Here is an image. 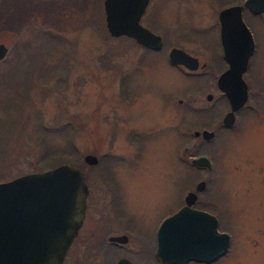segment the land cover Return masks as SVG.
<instances>
[{
    "label": "rangeland",
    "instance_id": "rangeland-1",
    "mask_svg": "<svg viewBox=\"0 0 264 264\" xmlns=\"http://www.w3.org/2000/svg\"><path fill=\"white\" fill-rule=\"evenodd\" d=\"M62 1L31 0L29 5L39 8L32 25L0 31L6 54L16 60L11 71L0 64V101H13L7 111L0 105V180L31 171L46 147H63L67 125L56 128L67 123L77 157L72 162L41 159L43 167L62 162L86 166V152L97 154L99 162L113 158L114 176L132 207L143 211L145 229L178 202L184 178L203 177L221 196L219 228L230 235L228 250L211 264H264V59L253 72L256 53L248 69L252 85L246 101H259V109L247 116L245 108L233 125L200 145L212 166L196 168L180 159L179 142L186 140L190 151L200 140L193 128L212 124L197 109L207 103L205 93L214 91L216 0H151L147 21L163 35L156 51L127 36L109 35L102 0H83L78 7L73 0ZM61 11L67 18L55 19ZM170 44L205 61L203 74L190 76L170 64ZM21 79L12 97L10 84ZM203 82L208 86L203 88ZM136 130L148 138L135 154L122 137Z\"/></svg>",
    "mask_w": 264,
    "mask_h": 264
},
{
    "label": "water",
    "instance_id": "water-1",
    "mask_svg": "<svg viewBox=\"0 0 264 264\" xmlns=\"http://www.w3.org/2000/svg\"><path fill=\"white\" fill-rule=\"evenodd\" d=\"M251 1L245 0L244 4L250 6ZM147 2L102 0L108 33L112 36L125 34L144 46L159 48L162 44L160 34L139 22ZM262 6L263 3L258 8ZM218 17L228 66L218 75L217 84L230 103V109L222 117V122L228 125L233 121V111L247 98L242 71L252 50V39L240 16L239 5L220 9ZM233 28L236 33L235 48L231 45ZM6 51L7 45L0 41V59ZM167 58L170 63H180L189 69L198 66L197 57L178 46L168 49ZM206 96L210 97V93ZM198 133L208 138L213 135V130H193V134ZM83 160L95 162L97 155L86 152ZM190 162L196 166L211 165L204 154L191 156ZM203 184L201 179L196 182L195 188L199 189ZM86 192L81 169L68 162L0 180V264H61L84 215ZM193 198L194 192L187 191L184 204L159 224L156 253L164 262L182 263L190 258L210 261L228 248V232L217 228L213 214L190 207Z\"/></svg>",
    "mask_w": 264,
    "mask_h": 264
},
{
    "label": "flooded vegetation",
    "instance_id": "flooded-vegetation-1",
    "mask_svg": "<svg viewBox=\"0 0 264 264\" xmlns=\"http://www.w3.org/2000/svg\"><path fill=\"white\" fill-rule=\"evenodd\" d=\"M245 0H216L215 4L217 5V12L214 22V72L213 80L211 85L214 87V91H207L205 93V105L200 106L197 111L203 116L206 115L212 121L200 125L199 128L194 129H211L213 130V135L205 138L201 136L200 133L192 134L195 137H199V142L196 147L200 149V145L204 144L207 141L213 139L222 127H230L233 125L239 117L244 114V109L246 108L247 116L254 114L256 110L259 109V101H246L249 96V88L251 87V78L248 73V69L252 64L253 57L256 53H259L258 59H256L254 69L262 65V58L264 59V44L261 42L264 39V0H252L249 5L244 4ZM150 2L148 0L145 5L144 10L140 14L139 22L148 27L152 32L158 33L161 36L163 45V35L161 31L155 30L151 27L147 21V18L151 17ZM214 2V0H213ZM263 3L262 8L261 7ZM230 5H239L240 16L248 28L251 39H252V50L247 57L246 65L242 71V78L247 85V98L246 100L238 106L233 111V121L226 125L222 122V117L224 113L230 109V103L222 91V89L217 84L218 75L228 66L227 60L224 56L223 45L221 41L220 34V21L218 17V12L220 9L230 6ZM104 20V12H103ZM105 26V20H104ZM106 28V27H105ZM231 45L233 48L237 46L236 43V33L235 29L231 30ZM131 38L136 42L140 47H143L150 51H156L159 48H153L150 46H144L141 43L137 42L133 37L121 34ZM264 42V41H263ZM171 46H178L175 44H170L168 49ZM180 47V46H178ZM182 48V47H180ZM167 49V52H168ZM184 49L191 55H194L198 59V66L195 69H189L183 64L177 63L172 64L186 74H203L202 68L205 67L206 62L199 59V57L187 49ZM264 63V62H263ZM183 68V69H182ZM200 69V70H199ZM255 78V77H254ZM254 82V79H252ZM204 84V82L202 83ZM208 85L204 84L203 88ZM210 93V97H207L206 94ZM182 100V99H179ZM184 101H195V99ZM263 108L261 107V110ZM241 112V115H240ZM139 130L135 132H128L127 135H124L123 142L132 147L133 153H137L141 148L146 144L148 136L144 133V136H141ZM141 138L140 142L134 141L133 138ZM181 145V153L179 157L181 160L190 162V156H186L185 151L188 153V145L186 140L179 142ZM182 143V144H181ZM179 146V144H178ZM198 154H205L201 152ZM194 154V155H198ZM97 155V154H96ZM210 160V167L205 166H195L196 168H206L209 169L212 166L211 159L206 155ZM98 157V156H97ZM127 157V155H126ZM124 155L121 156L122 160H125L124 163L132 165L129 158H126ZM186 157V159H185ZM107 159L103 162H86V166L77 165L84 176L86 182L87 192L85 197V209L82 220L77 227L76 233L73 235L64 255L62 258L61 264H118V261L121 259L120 264H211L217 261L218 257L210 261H201L196 259H187L182 263L167 261H162L156 253L158 245V234L157 230L162 219L169 214L173 213L178 209L182 204H184V195L187 191L192 190L194 192V198L189 204L190 207L205 210L216 217V224L219 230H224L219 228V219H220V197L219 194L213 190H210L209 183L203 177H198L197 179H187L184 178L182 185L179 186L178 202L175 205L170 204L168 208L161 213L158 217H155L150 223L149 226L145 229L141 225L144 220V213L140 209H135L132 207L130 201L127 199L126 194L121 188V183L119 178L114 176V163H111L113 158L106 157ZM133 166V165H132ZM203 180L204 184L201 188L196 189L195 184L199 180ZM116 181V182H115ZM118 181V183H117ZM210 191V192H209ZM223 211V207H221ZM229 234V233H228ZM230 245V235H229V244ZM228 250V248H227ZM226 250V251H227ZM226 253V252H225Z\"/></svg>",
    "mask_w": 264,
    "mask_h": 264
},
{
    "label": "trees",
    "instance_id": "trees-1",
    "mask_svg": "<svg viewBox=\"0 0 264 264\" xmlns=\"http://www.w3.org/2000/svg\"><path fill=\"white\" fill-rule=\"evenodd\" d=\"M30 1L31 0H0V31L2 29H5V27H10V28H13L16 32H18L24 25L29 24V23H30V25H32V23H31L32 19L31 18H33L34 16H36L38 14L39 8L37 9V6L29 5V3H32ZM63 1L60 2L61 5H63V3H64ZM82 2H83V0H73L75 7L80 6L82 4ZM26 3H27V5H26ZM34 8H36V9H34ZM15 11H20L19 12L20 14L16 15ZM27 11H28V13H26ZM22 13L24 15H22ZM56 18H60V20H63V19H66L67 17H65V13L62 14V11H61V14H58V16H55V19ZM32 31H34V30L31 29V32ZM14 59H15V57L11 56V54L9 52L2 59H0V64L5 65L7 68H9L8 70L11 71L12 67L14 66V63L16 62V60L14 61ZM8 70H6V71H8ZM22 79L20 81L16 80V81H14V83L11 82L10 86L12 87L11 88L12 89V92H11L12 97L15 95H18L19 91L17 90V87L15 85L20 84ZM121 84H122V94H124L123 81ZM13 91H14V93H13ZM8 92L10 94V91H8ZM3 96H4V94H3ZM5 96L8 97V95H5ZM12 103H13V101H7L6 104L3 103V101H0V105H2L1 108L4 109V111H7V108L9 106H12ZM0 121H2L4 123L3 117H0ZM11 124H13V122L8 125L7 131L11 130ZM4 126H5V124H4ZM37 126H38V124H36V127ZM63 126H66V128H64V132H63L64 143H65L64 146L61 148H57L56 150L46 147V150L41 152L39 155H37L36 160L33 161L32 170H40L42 168H45V167H48V166L54 164L53 163V164H50V165L43 167L42 164H40L41 159H44L43 162H49V160L50 159L53 160V158H56L54 160H58V158H61L64 161L69 159L68 161H71V162L75 160V157H77V149L73 143L71 126H69L67 123H65V124H62L61 126L57 127L56 129L60 130V128ZM201 152H203L201 149L194 146L190 149V151L188 152L187 155H194V154H198ZM68 155H69V158H68ZM188 163L195 167V165L192 164L191 162H188Z\"/></svg>",
    "mask_w": 264,
    "mask_h": 264
},
{
    "label": "bare ground",
    "instance_id": "bare-ground-1",
    "mask_svg": "<svg viewBox=\"0 0 264 264\" xmlns=\"http://www.w3.org/2000/svg\"><path fill=\"white\" fill-rule=\"evenodd\" d=\"M226 252V251H225Z\"/></svg>",
    "mask_w": 264,
    "mask_h": 264
}]
</instances>
